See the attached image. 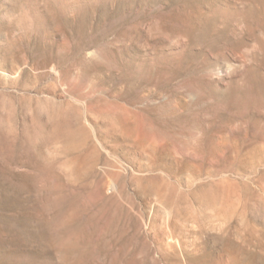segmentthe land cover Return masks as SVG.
I'll list each match as a JSON object with an SVG mask.
<instances>
[{"label": "rangeland", "instance_id": "rangeland-1", "mask_svg": "<svg viewBox=\"0 0 264 264\" xmlns=\"http://www.w3.org/2000/svg\"><path fill=\"white\" fill-rule=\"evenodd\" d=\"M0 264H264V0H0Z\"/></svg>", "mask_w": 264, "mask_h": 264}]
</instances>
